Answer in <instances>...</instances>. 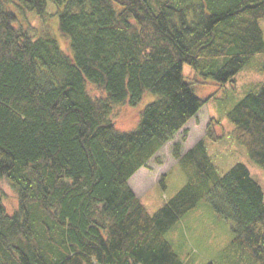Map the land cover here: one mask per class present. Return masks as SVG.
I'll return each instance as SVG.
<instances>
[{"label":"trees","instance_id":"obj_1","mask_svg":"<svg viewBox=\"0 0 264 264\" xmlns=\"http://www.w3.org/2000/svg\"><path fill=\"white\" fill-rule=\"evenodd\" d=\"M48 1L0 0V180L18 202L8 214L0 201V264H188L166 235L201 201L231 222L229 249L264 264L262 186L244 163L218 170L213 118L184 153L173 144L186 181L156 211L128 183L208 101L198 83L233 82L264 53V0H51L58 39L28 17ZM146 93L118 130L113 106ZM226 115L264 170V82Z\"/></svg>","mask_w":264,"mask_h":264},{"label":"rangeland","instance_id":"obj_2","mask_svg":"<svg viewBox=\"0 0 264 264\" xmlns=\"http://www.w3.org/2000/svg\"><path fill=\"white\" fill-rule=\"evenodd\" d=\"M28 17L41 34L48 32L57 39L61 38L57 29V9L51 0L47 3V13L44 16L37 17L34 12H29ZM259 22L264 34V19ZM59 42L65 47L62 39ZM183 72L187 78H200L187 64L183 65ZM261 81L264 82V53L255 54L247 65L239 70L233 82L219 85L217 82L208 80L206 84L196 85L195 92L202 98L210 96L208 101L175 134L173 139L165 143L149 159L147 165L138 169L128 181L149 213L156 211L186 181L185 173L172 155L173 144L180 142L181 153L187 151L205 137L206 127L212 121L211 118L215 120L213 126L215 136L220 138H215L214 142L207 140V149L218 170L225 172L236 162L244 163L264 192V170L249 159L243 146L231 136L232 124L226 115L251 85ZM90 91L93 95L96 94L92 88ZM153 97L156 96L146 93L136 106L128 104L113 106L110 118L115 127L120 131L134 127L138 121L140 109ZM0 201L8 214L17 209V195L4 180H0ZM230 223L219 217L210 204L201 201L195 209L175 224L166 237L185 263H221L224 256L223 264H246V258L239 251L228 247L233 236Z\"/></svg>","mask_w":264,"mask_h":264}]
</instances>
